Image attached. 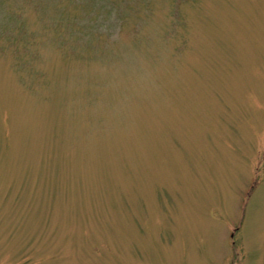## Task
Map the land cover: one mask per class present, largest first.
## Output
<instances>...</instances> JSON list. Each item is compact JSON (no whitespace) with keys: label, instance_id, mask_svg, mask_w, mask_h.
<instances>
[{"label":"rangeland","instance_id":"rangeland-1","mask_svg":"<svg viewBox=\"0 0 264 264\" xmlns=\"http://www.w3.org/2000/svg\"><path fill=\"white\" fill-rule=\"evenodd\" d=\"M0 264H264V0H0Z\"/></svg>","mask_w":264,"mask_h":264}]
</instances>
